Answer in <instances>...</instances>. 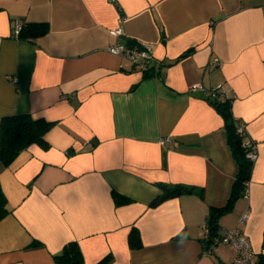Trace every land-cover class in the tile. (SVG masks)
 I'll use <instances>...</instances> for the list:
<instances>
[{
  "label": "crops",
  "instance_id": "crops-1",
  "mask_svg": "<svg viewBox=\"0 0 264 264\" xmlns=\"http://www.w3.org/2000/svg\"><path fill=\"white\" fill-rule=\"evenodd\" d=\"M19 21L48 30L21 39ZM129 40L148 48L155 69L143 73L109 51ZM219 85L257 158L217 232L239 228L259 252L264 0H0V120L26 113L52 123L48 147L33 143L8 166L0 160L9 209L0 264H58L70 241L82 264H230L235 251L209 243L207 225L238 170L224 119L205 95ZM176 183L194 191L150 204L159 184ZM133 229L139 247L129 244Z\"/></svg>",
  "mask_w": 264,
  "mask_h": 264
},
{
  "label": "trees",
  "instance_id": "trees-1",
  "mask_svg": "<svg viewBox=\"0 0 264 264\" xmlns=\"http://www.w3.org/2000/svg\"><path fill=\"white\" fill-rule=\"evenodd\" d=\"M48 24L25 22L21 24L18 38L31 39L46 33ZM137 41L129 40L127 45H132ZM224 119L226 130V141L235 159L238 170L232 184L230 196L224 206L211 207L207 225L209 232V243L220 237L218 230V220L225 213L229 212L234 205L236 198L244 194L246 182L249 180L252 164L246 157V150L242 146V134L237 131L238 122L233 118L230 111L231 98L219 100L208 97ZM52 123L44 119H34L29 114H13L3 117L0 120V160L4 166H8L19 154L20 151L27 148L33 143H37L43 148L48 147V143L44 140V134L50 129ZM161 192L151 201V205H155L170 196L179 195L186 192L194 191L192 186L183 184H159ZM116 196V194H115ZM9 212L7 199L0 188V219ZM131 247H139V235L136 229H133L128 236ZM209 245V244H208ZM58 264H82V254L78 244L75 241L66 243L62 251L54 256ZM106 260H102L98 264H105Z\"/></svg>",
  "mask_w": 264,
  "mask_h": 264
},
{
  "label": "built area",
  "instance_id": "built-area-1",
  "mask_svg": "<svg viewBox=\"0 0 264 264\" xmlns=\"http://www.w3.org/2000/svg\"><path fill=\"white\" fill-rule=\"evenodd\" d=\"M21 24L22 23L20 21L16 23V27L13 33L16 37L18 35ZM110 34L112 36H118L122 34V29L119 27L116 29H112L110 31ZM109 51L113 54L130 59L132 64L143 73H148L150 70L156 68V66H154L153 64L152 55L149 52L148 48L138 41L132 45H121L119 43H114L109 46ZM212 64L214 66H217L219 64L218 59L214 58L212 60ZM191 88L199 89L202 88V86L200 84H194ZM205 95L207 97L219 100L230 98L228 95V90L222 85H219L218 87L213 89L206 90ZM237 131L242 134V146L246 150V157L250 160L251 164H253L257 158L256 142L245 135V129L242 124H237ZM165 140L172 144L169 138H166ZM165 140L161 139L160 142H164ZM247 182L244 195L247 192ZM247 217L248 213L246 212L243 214L242 220ZM214 242L227 243L233 248V250L235 251V255L230 264H264V248L260 249L259 252L254 251L251 247L248 237L239 228H233L231 230L224 231L223 234L220 235V237L215 239ZM257 257H259L260 260L256 259Z\"/></svg>",
  "mask_w": 264,
  "mask_h": 264
}]
</instances>
